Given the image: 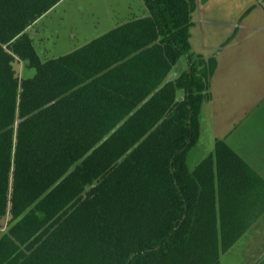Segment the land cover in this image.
<instances>
[{
    "label": "trees",
    "instance_id": "trees-1",
    "mask_svg": "<svg viewBox=\"0 0 264 264\" xmlns=\"http://www.w3.org/2000/svg\"><path fill=\"white\" fill-rule=\"evenodd\" d=\"M61 1L0 0V264H221L264 180L223 139L190 167L216 69L191 46L197 0H144L43 62L28 31Z\"/></svg>",
    "mask_w": 264,
    "mask_h": 264
},
{
    "label": "crops",
    "instance_id": "crops-1",
    "mask_svg": "<svg viewBox=\"0 0 264 264\" xmlns=\"http://www.w3.org/2000/svg\"><path fill=\"white\" fill-rule=\"evenodd\" d=\"M201 1L205 5H211L222 0H216L218 3L215 0ZM225 1L223 7L229 5L228 10H234L230 13V20L220 19L218 24L213 25L215 31L211 36L207 29L210 26L208 23L213 22L214 17L206 21L198 20L200 25L192 36L202 32L199 39L202 48H199L194 40L193 44L195 43L197 49L195 51L207 59L213 57L216 60V69L211 79L212 97L204 103L202 109L199 143L203 139L208 142L205 138H209L210 146L214 149L217 139L230 136L229 140L226 139L228 145L264 180V132H252L248 137L240 135L242 128L243 134L245 133L247 122H254L253 117L257 113L250 112L242 128H234L233 124L231 125L232 121L238 122L240 117L250 111L243 113L248 106L247 101H264V0ZM258 105L259 103L255 107ZM259 118L264 121V117ZM259 221L263 224L262 230H259L257 225L252 227L245 235L248 244L245 243L242 248L237 249L241 250L240 253H237V250L232 252L237 242L222 254L221 264H264V239L260 236L264 234V214ZM253 237L258 238L257 244L250 245L247 238Z\"/></svg>",
    "mask_w": 264,
    "mask_h": 264
},
{
    "label": "rangeland",
    "instance_id": "rangeland-1",
    "mask_svg": "<svg viewBox=\"0 0 264 264\" xmlns=\"http://www.w3.org/2000/svg\"><path fill=\"white\" fill-rule=\"evenodd\" d=\"M232 2H234V0H232ZM225 3V0H222L218 4L212 3L211 5H205L201 0L197 2L198 9H196L193 14V21L195 20V25L190 30V33L192 34L190 38L191 44H193L194 40H196L197 46L202 48L201 45H199V39L202 37V32H200L199 35L192 37L193 33L195 34L197 32L196 29H198L200 25L199 21H206L207 19H212L214 17L212 20L215 22L213 21L214 23H208L210 26L207 29V33L211 36L215 31L213 25L218 24L217 22H219L220 19L227 18L230 20V16H232L230 13L234 10H228L229 5L224 8L223 4ZM146 15H148V11L145 7L144 0H62L50 12L36 22L29 30V33L34 39V43L41 60L45 62L49 59L69 54L81 48L93 39L106 34L111 29L116 28L125 22L142 18ZM193 48V51L196 52L195 50L197 49L195 43L193 44ZM15 66L20 76L24 79L34 77L36 73L35 69L29 68L24 62H18ZM187 68L188 65L186 60L182 59L171 71L167 81L176 80L184 71L187 70ZM185 95L184 91H179L177 98L179 100H183ZM257 102L258 101H247L248 106L244 109L243 113L248 110L250 111L243 116L239 115L242 117H240L238 122H231V125L233 124L234 128L235 126L236 128H242L245 121L250 116L249 113H257V115L253 117L254 122L251 121L245 124V133L243 134V128L240 130L242 131L240 132L242 137H248L252 132H264V121H261L259 118L264 117V101H259L258 107H255L258 104ZM242 107H240V109ZM206 124L208 123L206 122ZM207 139L208 142L204 141V139L201 140L197 148L193 151L190 161V167L192 169H194L206 156L209 155V153H207L208 151H214L213 147L210 146L209 138H205V140ZM220 139L226 141V139H230V136L228 138L226 137V139ZM240 141H244V139H240ZM254 143H256V139L254 140ZM244 150H246V148ZM256 225L259 230H262L261 227L263 224L261 225L260 221H258L253 227ZM5 226L7 227V221L5 222ZM260 236L264 239V234H260ZM247 239L250 242V245L257 244V237ZM239 241L232 252L236 251L238 248H242V245L247 243L245 236ZM240 252L241 250H237V253Z\"/></svg>",
    "mask_w": 264,
    "mask_h": 264
}]
</instances>
